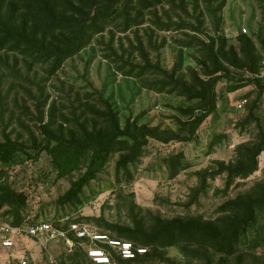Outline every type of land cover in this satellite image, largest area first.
I'll return each mask as SVG.
<instances>
[{
  "label": "rangeland",
  "instance_id": "374dc122",
  "mask_svg": "<svg viewBox=\"0 0 264 264\" xmlns=\"http://www.w3.org/2000/svg\"><path fill=\"white\" fill-rule=\"evenodd\" d=\"M210 2L165 0L145 11L140 17V24L128 30H123L122 19H117L108 24L104 32L96 35L92 44L67 59L52 76L48 74V64L34 63L18 52L0 51V140L4 133H8L13 139L31 146L33 139L40 141L42 138L40 123L50 122L51 118L53 129L60 126L72 129L77 123L90 126L98 119L97 111L104 109V101L110 96L122 124L127 117L144 113L140 122L162 124L163 128L178 131L173 118L178 115L177 108L181 105L196 106L197 102L186 103L183 97L169 93L168 89L160 93L156 87H147L146 83L163 79L156 72L139 78L135 74L125 75L131 68L129 65H125L123 70L118 67L123 61L138 66L149 60L168 72L177 70L176 76L186 74L188 80L191 79L189 71L203 75L197 62L199 52L196 42L194 47L183 48L186 59L179 66L181 43L193 39L207 41L206 35L217 37L215 28L218 24L220 34L226 37L229 45L239 47L236 36L244 33L242 29L245 28V34L254 35L255 46L261 49L260 42L264 38L262 3L258 0H227L222 10L216 11L218 0ZM197 19L202 22L205 34L192 28L196 26ZM181 22L188 27L177 28L176 25ZM160 23L175 26L166 30L160 27ZM226 85L225 79L217 85L218 112L200 126L196 140L165 144L150 139L146 154L138 163L129 166L132 174L129 183L123 171L117 172L119 153L112 154L104 171L85 188V196L91 199L82 207L57 204L58 197L78 178L79 172L58 178L46 152L37 161L25 159L4 169L0 182L24 192L27 195V212L41 220L103 215L110 222L125 224L130 221L129 200L137 205L136 210L149 209L164 218L201 215L205 219H216L223 215L219 207L226 201L264 191L263 151L258 158V170L248 178H236L229 187H226L225 174L208 178L205 192L191 202L193 192L201 185L198 173L216 170V161L219 160L236 161L241 153L239 147L252 146L258 136L256 123H243L257 94L255 86L251 84L229 93L225 90ZM250 91L253 93L248 102L239 107L244 99L242 96ZM257 115L264 125V94ZM178 152L184 154L189 167L175 178H169L164 158ZM93 192L97 194L93 196ZM257 227H264V208L258 212ZM253 236L254 231L251 230L249 239ZM96 247V243H87L76 248L78 255L75 251L66 254V248L57 240L49 244V251L60 264H94L87 251ZM240 251L247 253L245 264H264V246L252 250L243 245ZM11 253L18 257L24 255L28 264H49L46 252L31 239L18 241L13 249L0 246V264H9ZM167 256L173 264H204L200 260L184 258L179 246L169 248ZM17 259L14 264H18ZM219 259L216 257V261ZM236 263V257H232L230 264Z\"/></svg>",
  "mask_w": 264,
  "mask_h": 264
},
{
  "label": "trees",
  "instance_id": "16d2710c",
  "mask_svg": "<svg viewBox=\"0 0 264 264\" xmlns=\"http://www.w3.org/2000/svg\"><path fill=\"white\" fill-rule=\"evenodd\" d=\"M164 1L0 0V51L18 52L34 63L48 64V74L52 76L63 67L67 59L92 44L94 37L104 32L108 24L122 19L123 30H128L133 25L140 24V17L145 11ZM205 1L211 3V0ZM258 1L264 5V0ZM226 2L227 0H218L216 11H221ZM219 25L215 28L217 37L206 35L207 41L193 39L181 43L179 66L186 59L183 48L197 45V62L203 75L192 70L189 71L191 79L188 80L186 74L176 76L177 70L168 72L159 64H151L149 60L138 66L123 61L118 67L123 70L125 65H129L131 68L125 75L135 74L139 78L149 72H156L163 79L146 83L147 87H156L160 93L168 89L169 93H177L183 97L186 103L197 102L196 106L181 105L177 108L178 115L173 118L178 131L163 128L162 124L140 122L144 113L136 117L129 116L122 124L119 112L111 102L113 97L110 96L104 101V109L97 111L98 119L90 126L77 123L72 129H65L63 126L53 129L51 118L50 122L40 123L42 138L40 141L33 139L31 146L4 133L0 140V164L3 167L0 169V178L4 169L11 165L22 163L25 159L37 161L46 152L58 178L79 172L78 178L58 197L57 204L82 207L91 199L85 196V188L104 171L112 154L119 153L117 172L123 171L129 183L132 180L129 166L138 163L146 154L150 139L165 144L196 140L200 126L209 116L218 112L217 85L224 79L227 82L225 90L229 93L251 84L255 86L257 94L249 105L243 123H256L258 136L252 146L239 147L241 153L236 161L219 160L216 161V170L198 173L201 185L193 192L191 202L198 200L200 194L205 192L208 178L214 179L225 174L226 187L231 186L236 178H248L258 170V158L264 151V125L257 115L264 94V79L259 76L264 67V38L260 42L261 49H257L252 37L254 35L239 33L236 36L239 47H235L229 45L226 37L220 34ZM174 26L172 23H160V27L166 30H171ZM176 27L187 28L188 25L181 22ZM192 28L205 34L199 19ZM252 93L253 91L245 93L242 98H248ZM181 117L186 120L183 121ZM164 164L169 178H175L189 167L182 152L168 155L164 158ZM96 194L93 192V196ZM136 208L138 207L133 200H129L130 221L125 224L110 222L103 215L73 218L69 221L94 223L96 227L104 229H99L103 235L129 241L135 247L146 250L125 259L108 243L97 241V246L105 249L112 260L119 264H173L167 256V250L173 246L180 247L184 258L200 260L204 264H230L232 257H236V264H245L247 253L240 251L243 245L252 250L264 246V227H257L258 212L264 208V191L240 195L226 201L219 207V212L223 215L216 219H205L201 215L164 218L149 209ZM26 209L27 195L0 182V218L14 225H21L29 214ZM60 219L55 217L47 220L60 225ZM69 221L64 224L65 228ZM251 230L254 231V236L249 239ZM77 242L75 248L66 254L76 252L77 247L90 243L88 240ZM216 257L220 259L216 261Z\"/></svg>",
  "mask_w": 264,
  "mask_h": 264
},
{
  "label": "built area",
  "instance_id": "2783aa9c",
  "mask_svg": "<svg viewBox=\"0 0 264 264\" xmlns=\"http://www.w3.org/2000/svg\"><path fill=\"white\" fill-rule=\"evenodd\" d=\"M244 33L247 30L242 29ZM264 64V60L262 62ZM261 78L264 79V67L260 71ZM248 102V98H244L239 103V107H243ZM70 217L66 216L60 219V225H56L49 220H35L30 214L25 216L23 224L14 225L10 221L0 218V246L5 249H13L17 247V242L25 239H31L38 243L46 252L49 264H60L56 257L50 253L49 244L53 241L60 240L67 252H71L78 241L88 240L90 243L104 242L108 243L122 258H132L136 253H144L146 250L142 247H135L131 242L110 238L108 235L100 233L99 229L86 222L69 221ZM68 227L64 224L68 222ZM15 239V240H14ZM92 260L98 264H119L113 261L110 254L101 247L91 248L88 251ZM12 260H8L9 264H14L15 258H18V264H28L24 255L18 257L11 253Z\"/></svg>",
  "mask_w": 264,
  "mask_h": 264
}]
</instances>
